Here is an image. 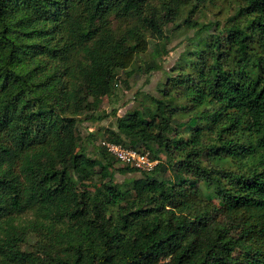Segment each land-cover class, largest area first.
<instances>
[{
  "label": "trees",
  "instance_id": "1",
  "mask_svg": "<svg viewBox=\"0 0 264 264\" xmlns=\"http://www.w3.org/2000/svg\"><path fill=\"white\" fill-rule=\"evenodd\" d=\"M154 1L0 0L6 264H264V0H236L224 20L208 23L194 18L208 0ZM185 9L183 24L197 36L177 73L153 106L128 110L109 130L111 141L159 159L120 185L115 171L139 170L115 167L104 146L99 157L88 155L76 114L97 108L119 70L152 42L144 69L160 68L157 58L169 54L167 25ZM110 10L139 23L120 33L102 29L98 21ZM76 48L87 63L72 81L58 65L45 70L31 59L39 49L67 59ZM96 167L106 195L89 187ZM28 211L47 223L15 222ZM31 232L38 239L25 250Z\"/></svg>",
  "mask_w": 264,
  "mask_h": 264
},
{
  "label": "rangeland",
  "instance_id": "2",
  "mask_svg": "<svg viewBox=\"0 0 264 264\" xmlns=\"http://www.w3.org/2000/svg\"><path fill=\"white\" fill-rule=\"evenodd\" d=\"M155 3L156 1L152 0V4L154 5ZM235 6L236 0H208L205 7L194 18L203 23L224 20L228 13L233 12ZM186 15L187 9L182 12L181 16L175 22L167 25V33L169 35L167 48L169 49V54L157 58V63L161 65L160 68L151 70L150 72L144 69V64L153 59L152 50L154 42H152L150 49L147 52L139 54L130 67L119 70L117 78L113 83V90L103 98L102 103L97 108H84L76 114L80 119L77 124L80 143L88 155L93 157L100 156V150L103 149L102 142L104 140H110L111 135L109 130H116L117 118L119 116L124 115L128 110L140 109L144 105L153 106L152 97L160 98L162 96L160 89L164 87L168 77L177 73L173 69L182 51L190 45L191 39L197 36L195 35L196 28H187L183 24ZM138 23V19L134 14L124 15L116 10H110L98 21V26L102 29H110L115 33H120L138 25ZM203 35L206 34L204 33ZM61 36V34H57L55 39L58 40ZM31 59H37L39 61L38 68L46 65L45 70L51 69L54 65H58L61 69L62 76L68 81L74 80L87 63L81 50L77 48L69 54L67 59L60 58V56L54 54L47 55L42 49H39ZM181 102L182 100L179 101V103ZM92 111L95 115H102L103 118L93 120L86 118L87 114ZM188 133L186 132L185 135L187 136ZM136 149L146 150L143 147ZM107 153L111 160L114 161L115 167L125 165L108 151ZM159 157L163 161L170 158L165 151L160 152ZM99 169V167L94 168L93 182L89 184V187L94 192L106 195V190L103 187L104 179L100 176ZM162 175L169 177L171 173L168 171ZM129 176L138 178L142 177L143 174L140 171L128 174L115 171V182L121 185L122 181ZM206 193L211 194L212 190H207ZM215 201H217L216 198ZM31 220L42 223V225L47 223L35 211H28L21 215L15 222L20 225H28ZM37 239L36 232H31L26 237L24 243L25 250H32ZM6 263L7 261L0 258V264Z\"/></svg>",
  "mask_w": 264,
  "mask_h": 264
},
{
  "label": "built area",
  "instance_id": "3",
  "mask_svg": "<svg viewBox=\"0 0 264 264\" xmlns=\"http://www.w3.org/2000/svg\"><path fill=\"white\" fill-rule=\"evenodd\" d=\"M102 144L111 155L139 171H151L159 162L149 150H139L111 140H104Z\"/></svg>",
  "mask_w": 264,
  "mask_h": 264
}]
</instances>
